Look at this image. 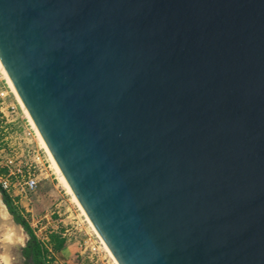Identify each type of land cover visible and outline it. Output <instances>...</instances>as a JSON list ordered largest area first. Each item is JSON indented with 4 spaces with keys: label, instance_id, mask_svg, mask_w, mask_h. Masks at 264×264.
I'll list each match as a JSON object with an SVG mask.
<instances>
[{
    "label": "water",
    "instance_id": "1",
    "mask_svg": "<svg viewBox=\"0 0 264 264\" xmlns=\"http://www.w3.org/2000/svg\"><path fill=\"white\" fill-rule=\"evenodd\" d=\"M0 60L120 264H264V0H0Z\"/></svg>",
    "mask_w": 264,
    "mask_h": 264
},
{
    "label": "rangeland",
    "instance_id": "2",
    "mask_svg": "<svg viewBox=\"0 0 264 264\" xmlns=\"http://www.w3.org/2000/svg\"><path fill=\"white\" fill-rule=\"evenodd\" d=\"M1 92L7 93L4 111L9 119H15L19 123L25 122L28 116L0 68ZM46 176L47 178L41 182L37 190L32 192L28 199H23L19 203V209L43 245L52 248L50 244L52 233H58L66 238L65 248L61 252L51 251L48 254L49 261L52 264H116L102 242L99 252L96 253H92L89 248L85 249L82 245L90 237L93 241L100 242V239L79 205L61 182L52 161L51 170ZM23 232L26 234V243L27 233L24 229ZM18 248L11 255V264H23V260H19L23 245Z\"/></svg>",
    "mask_w": 264,
    "mask_h": 264
},
{
    "label": "built area",
    "instance_id": "3",
    "mask_svg": "<svg viewBox=\"0 0 264 264\" xmlns=\"http://www.w3.org/2000/svg\"><path fill=\"white\" fill-rule=\"evenodd\" d=\"M6 96L7 93H0V188L19 207L47 178L51 158L28 118L22 123L9 119L4 111ZM100 243L90 237L82 245L96 253Z\"/></svg>",
    "mask_w": 264,
    "mask_h": 264
},
{
    "label": "bare ground",
    "instance_id": "4",
    "mask_svg": "<svg viewBox=\"0 0 264 264\" xmlns=\"http://www.w3.org/2000/svg\"><path fill=\"white\" fill-rule=\"evenodd\" d=\"M0 68L3 71V73H4L5 77H6L8 83H9L11 89H12V91L15 93V95H16L19 103L21 104L24 112L26 113V115L28 116L30 122L32 123V125L36 129V132H37V135L39 137V140H40L42 146L48 152V154H49V156L51 158V161H52L54 167L56 168V171H57V173L59 175V178H60L61 182L67 188V191L72 195V198L79 205L80 209L83 211V213L86 216L89 224L91 225V227L93 228V230L95 231V233L97 234L99 239L101 240L102 244L104 245V247L106 248L108 253L113 258L114 262L116 264H120L118 262V260L116 259V257L114 256V254L109 249V247L104 242V240L101 237L100 233L98 232V230L94 226L92 220L90 219V217L86 213L85 209L83 208V206L80 203L79 199L75 195L74 191L72 190L70 184L68 183V181L65 178L64 174L62 173L61 169L59 168V166H58L54 156L52 155L47 143L45 142V140H44L39 128L37 127L33 117L31 116V114L28 111L26 105L24 104L21 96L19 95V93H18V91H17L12 79L10 78V76L7 73L6 69L4 68L1 60H0ZM24 241H25V235H24L21 227L16 225L12 221L11 215H10L6 205L4 204V202L2 201V198L0 196V249H1L0 258H1V264H11V255L13 254L14 246L18 245V244H23Z\"/></svg>",
    "mask_w": 264,
    "mask_h": 264
},
{
    "label": "trees",
    "instance_id": "5",
    "mask_svg": "<svg viewBox=\"0 0 264 264\" xmlns=\"http://www.w3.org/2000/svg\"><path fill=\"white\" fill-rule=\"evenodd\" d=\"M2 191V189L0 188ZM3 200L8 207L9 212L14 216L15 221L22 225L24 229L29 233L31 240L29 242V247L26 248L25 254L27 257H31L33 259L34 264H52L48 259V254L53 252H61L65 248L66 238L61 236L58 233H52L50 235V244L52 248L50 249L46 245H43L39 240L37 235L35 234L33 228L23 216L19 207L15 205L13 200L8 196V194L4 191Z\"/></svg>",
    "mask_w": 264,
    "mask_h": 264
},
{
    "label": "flooded vegetation",
    "instance_id": "6",
    "mask_svg": "<svg viewBox=\"0 0 264 264\" xmlns=\"http://www.w3.org/2000/svg\"><path fill=\"white\" fill-rule=\"evenodd\" d=\"M0 196H1V198H2V201L4 202V200H3V193H2V191L0 190ZM4 204H5V202H4ZM6 205V204H5ZM7 207V206H6ZM7 209H8V207H7ZM9 211V210H8ZM10 213V212H9ZM10 215H11V218H12V221L14 222V223H17L16 221H15V219H14V216L10 213ZM18 224V223H17ZM16 224V225H17ZM18 226H20L21 227V229H22V231H23V229H24V227L22 226V225H18ZM25 230V229H24ZM25 232L27 233V241H26V243H25V241H24V243L23 244H18V245H15L14 246V248H13V253L17 250V249H19L18 247L20 246V245H23V249H22V252H21V257L19 256V258H21V259H19L20 261L21 260H23V264H34V262H33V259L31 258V257H27L26 256V254H25V250H26V248H28L29 247V242H30V240H31V237H30V235H29V233L25 230ZM24 233V232H23ZM24 235H25V240H26V234L24 233Z\"/></svg>",
    "mask_w": 264,
    "mask_h": 264
}]
</instances>
